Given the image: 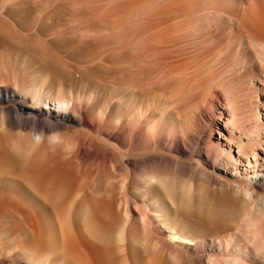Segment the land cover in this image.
I'll use <instances>...</instances> for the list:
<instances>
[{
  "label": "bare ground",
  "instance_id": "bare-ground-1",
  "mask_svg": "<svg viewBox=\"0 0 264 264\" xmlns=\"http://www.w3.org/2000/svg\"><path fill=\"white\" fill-rule=\"evenodd\" d=\"M22 1L0 0V264H116L113 251L122 254L117 264H138L139 260L143 264H159L157 260L161 257L179 264V249L201 246L212 250L221 246L220 239L227 238V229L211 230L202 222L203 218L200 221L189 213L198 207H213L210 201H203L201 190L198 195L193 184L177 185L161 172L140 176L131 173L140 167L145 168V172L151 168L161 169L168 162L178 167L186 158H189L187 164L196 167H201L204 160L217 172L224 170L215 164L220 158L224 159L226 169L235 166L253 169L250 173L254 178L244 170L245 181L240 182L237 189L250 198L258 217H264V176L258 177L264 170L257 167L260 161L264 166V159L257 152H264V122L260 117L257 126H248L247 119L237 114L234 102L227 100L225 106L220 103L217 97L221 93L215 92L216 97L208 96L207 88L208 93L200 91L197 85L202 83L200 80H195L198 83L191 87L189 82H194L195 68L189 65L192 62L179 57L178 50L179 56H168L170 63L161 72L160 80L166 82L173 77L176 81L181 79L183 84L175 91L165 86L169 91L165 97L154 94L155 89L151 93L148 85L154 81L144 75L143 70L154 62L146 68L144 56L137 54L146 48L150 53L152 42L146 41L144 46L141 45L144 42H139V53H136L138 43H134V54L130 47L120 46L127 35L121 36L122 42L119 41V49L114 53L115 84L102 99L101 83L89 82V75L100 66L94 65L100 59L98 54L91 56V65L76 67L65 75L40 52L42 48L37 51L14 46L13 42L19 37L13 32L14 25H7L5 18L9 16L8 10L19 8ZM158 20H154L156 24ZM175 20V17L167 18L158 25L166 24L163 26L167 28V23L173 22V26L170 25L173 28ZM257 22L253 21L254 25ZM163 26L151 28L157 36L159 31L164 36ZM172 28L170 30L174 31ZM252 29L254 33L258 30ZM147 32V39L148 34L157 38L153 32ZM176 33L178 30L173 34L179 37L175 39L172 33V37L169 36L171 45L169 37L162 43L158 42L161 38L158 37L152 48L165 44L167 39L166 44L171 47L182 35ZM257 37V41H263V35L261 40L258 34ZM134 40L136 42L137 38ZM157 42L160 44L155 47ZM176 42L173 46L178 49ZM167 49L165 47L164 53L161 50L164 57L171 52ZM205 57L204 54L203 60ZM152 58L149 60H156L155 55ZM142 63L144 66L140 69ZM166 63L162 65L167 66ZM155 64L157 66V62ZM162 65L160 67L158 61L160 69ZM158 66L152 68L158 71ZM199 66L196 70L200 71ZM137 67L139 75L135 71ZM208 75L212 74L202 76L204 81ZM181 80L176 83L177 87ZM192 95L198 101L190 103L189 100L192 106L185 110L182 104L185 100L188 102V98L192 100ZM175 104L181 105L179 110L183 106V112L177 107L173 110ZM207 106L212 113H206ZM203 130L208 133L206 139L199 136ZM194 145L200 147L197 154L193 152ZM202 145L205 147L201 148ZM250 178L258 180L253 182ZM211 209L206 212L208 217H214ZM252 214H244L247 216L242 221L254 232V240L261 239L256 254L264 263V225L262 229L261 220L257 222V215ZM239 222L241 220L237 225ZM208 238L211 248L207 247ZM248 248L245 247L244 252L239 249L238 253L250 259L252 254Z\"/></svg>",
  "mask_w": 264,
  "mask_h": 264
},
{
  "label": "rangeland",
  "instance_id": "rangeland-1",
  "mask_svg": "<svg viewBox=\"0 0 264 264\" xmlns=\"http://www.w3.org/2000/svg\"><path fill=\"white\" fill-rule=\"evenodd\" d=\"M22 2L23 4L19 8L14 9V11L8 10L7 13H9V16L5 18L7 25H14L13 32H15L14 34H17L16 36L19 37L18 41L13 42L14 46H25L24 49L35 48L37 51H40L42 48L40 52L44 53V56H47V59H49L51 63L53 61L54 66L57 69L59 68L58 70L65 75L68 74V72L70 73L74 71L76 67L91 65L89 64L91 56L94 53L98 54L100 59L98 58L94 65L95 67L97 64L100 66L98 68L96 67L93 73L89 75V82H98V84L101 83L100 85L102 86V89H104V92L100 94L102 99L104 96H106V94H108L110 89H113L112 86L115 84V65L113 59L115 56L114 53L116 54V51L119 49V41H123L122 44H124L125 41V45L121 44L120 46H126L128 48L130 47V51H134V43L135 45L138 43V48L136 46L135 49L137 48L136 53H139L137 50H139V48L141 49L140 46H144L146 41L155 44L156 39L158 40V37H161L158 42L162 43V40L168 38L171 33L173 37H170L175 39L176 37H179V35L175 37L173 33L174 31L176 32L178 30V33L175 35L180 33L182 34L180 39L177 38V42L175 41L178 43L176 44V48L178 47V49L174 48V41L172 42L171 46L174 48L172 50L171 47L166 44L171 40L170 37L169 41L167 39V42L165 40V44H162L166 47V49L168 47L172 52V54L171 52L170 54L168 52V54L165 56L166 58L162 54L164 51H166L165 47L163 50V46L158 42L156 43L157 45L154 46L156 47L160 44L158 46H162L160 49H158V47H156V49L152 48L153 44L151 43V54L148 53L149 50H147L146 47V49L142 47L145 50L142 51L143 54L141 50V53L137 54L142 55L145 58L143 62L145 63V66L142 63L139 65L140 69L141 67L143 68V66H149V64H152L151 62H154L153 66L155 68L158 66V61L159 66L161 67V65H165L166 61L168 60L166 63L167 66L162 65V68L165 67L163 69L161 68L162 70L158 66V71H156L157 68L154 69L152 68L153 66L150 65L148 68L146 67L147 69L144 68V73L141 72V74L143 73L149 77L151 76L150 79L154 81L148 85L151 93L153 92L152 90L155 89L157 92L154 90V94L159 96L164 95L165 97V93L167 95L169 91H175L179 88V86L181 87L183 83L179 78L178 79L181 80V82L178 84V87L176 83L179 80L176 81V79L173 77L171 80H175L172 81V85L170 83V78L167 80L165 79L166 82L162 81L164 79L160 80L164 69H167L170 63L168 56L172 57L180 55L179 57L184 59L185 62L188 61V63L192 62L197 64L196 66L192 63V65L189 64L191 67H193L192 69L195 68L194 80L191 79L194 82L191 81V84L189 82L191 87H195V85L198 83L196 81L200 80L199 82L201 83L202 81V83L197 85L200 87V91L203 89V91L206 93H208L205 89L207 88L209 91L208 96L210 94L211 97H216L213 96L215 92L221 93L222 95L217 97L220 103H223L222 105L225 106L228 102L227 100H230L232 103L234 102L235 105L233 106L237 107V109L235 108L237 114L241 116V119L242 116L243 119H247L248 126H257L259 124L258 117H260V119L264 122V38L263 41L261 40L262 38H260L261 35L264 36V31H262L264 30V0H23ZM167 12L170 13L167 14ZM163 14L164 18H162ZM171 17L176 18L174 27H176L177 24V30L176 28H172L170 26H173V22L172 24L167 23V28L163 26H166V24L161 25L160 23V25H158V22L160 21L158 18H162L163 21L161 20L160 22L164 23V20ZM155 19L158 20L157 24L156 21H154ZM255 20L259 23L257 22V24L254 25L256 22ZM153 21L155 24L152 23ZM152 24L153 26H151ZM156 26H163V30H166V33L164 31L165 37L160 33V31L158 36L157 33H154ZM250 26L254 29L258 28V30L255 29L254 33ZM148 27H154L155 29L151 28L149 30ZM170 28L174 29V31L170 30ZM248 28L251 30L247 31ZM145 29L150 31V33L153 32V35L155 34L157 38L152 36V34H148V40V32ZM140 30L142 31L141 34ZM156 32H158V29ZM256 32L259 36V40L262 41V44L261 41H257L258 37ZM131 33L132 37L130 36ZM134 34L137 36L133 38ZM144 35H146V37H144ZM183 35H185L186 40ZM121 36H126L127 38L125 39V37H123L124 40L122 39L121 41ZM254 36L257 38L255 39ZM136 38L137 40L135 42L134 39ZM30 39L31 41H29ZM128 40H132V42H129ZM178 40L180 42L182 40L181 45ZM23 41H26L27 43L23 44ZM139 42H144V44L141 43L140 45ZM29 43L31 45L30 47H28ZM117 45L118 48L116 47ZM157 50H160V56L159 53H155V51L158 52ZM161 50H163L162 53ZM174 50H176V53L178 50L180 54H176ZM136 53L134 51V54ZM173 53L176 55H173ZM184 53L186 54L185 56ZM192 53L194 54L193 57ZM187 54H190L191 56H188ZM204 54L206 55V66L205 60H203ZM154 55L156 60H149L150 58L154 57ZM157 57L160 59H157ZM185 58H188V60ZM200 59L202 60V65ZM156 62L157 66L155 64ZM197 66H199V69L202 68V70L200 69L201 72L203 71L202 74L199 70H196L198 69ZM138 69L139 68L137 67L135 71L136 73L138 72L139 75L140 71ZM206 70H208V73L212 75H208V79L207 77H204L206 78L204 81L202 76L204 74H208ZM198 71L200 75L197 73L196 77L195 73ZM65 75L63 77H65ZM199 76L201 77L199 78ZM168 80H170V82ZM66 81L64 82L66 83ZM208 81L212 82L211 85H208L210 83H208ZM167 82H169L170 85ZM165 86L169 88V91ZM171 86L172 89H170ZM220 87L224 88L221 89ZM149 88L147 87L148 90ZM191 97L193 101L188 98V102L185 100L183 104L180 103L184 106L185 110L192 106L190 103H194L195 100L196 102L198 101V98H195L193 95ZM180 104L173 105L172 109L175 110L174 108L177 107L179 110V107H181ZM183 106L182 110L180 109L179 111L183 112ZM205 111L206 113H208V111H210L209 113H212L208 106ZM208 117L210 119L212 115L211 117ZM199 136L202 137V139H206L208 138V133L203 130L200 132ZM204 147V145L201 146V148ZM197 150L199 151L200 147L194 145L193 152L195 154H197ZM235 151L237 150L235 149ZM257 152L259 157L264 159V152L262 150H258ZM188 159L189 158L185 159L186 164H184V162L178 167H174L172 163H170V165L168 162L161 169L151 168V171L146 169L147 171L145 172L143 170L145 168L140 169L142 168L140 167L131 171L133 176H140L147 173L158 174L161 172V175L168 177L177 185L179 183H181L179 185H182L183 182V185L193 184L192 188L197 190V193L201 190L200 194H202L203 201H210V204L213 205V207H216L217 210L212 206H206L204 209L198 207L191 210L189 213H191L193 217L200 221H202L203 218L204 220L202 222L209 226V228L211 227V230L224 228L225 231L226 228L227 231L225 232H227L226 235L228 234L227 238H221V246H215V248L212 250L203 249L201 246L197 249L191 250H188L187 248H182V250L179 249L177 253L179 264H264L261 258H258V255L256 254V246L261 243V239L259 241L258 239L254 240V232L249 228L246 222L244 223V221H242L245 216H250L253 213V217H256L257 215V222L261 220L259 222L260 224H257H259V226L261 225V228L264 225V217H262L263 221L260 219L261 216L258 217L257 210L253 208L254 205L249 200L250 198L245 194L243 195L242 192L239 193L237 189L238 184L245 181L244 170H248V168L235 166L234 169H226L224 167V159L220 158L218 162H215V164L218 167L223 168V171H215L213 167L207 164L206 161L202 160L200 165H202V168L205 167L203 168V171L201 167H196L195 164V166L193 164L192 166L189 163L187 164L189 161ZM262 162L263 161H260L258 163V170H264ZM169 167H171V169ZM251 170L253 169H249L247 172H249L250 177L254 178L252 173H250ZM233 172L236 175H232ZM122 173H125V171ZM114 175L115 174L112 173V177H114ZM262 176H264V171H261V174L258 175V177ZM251 180L256 182L258 178ZM200 194L198 193V195ZM204 196L205 198H203ZM209 198H212V200ZM198 199L199 198L197 197V202H199ZM208 209H211V214L214 215V217H211L213 218L206 215ZM244 214L247 215L244 216ZM237 215H240V218ZM233 216L237 217L233 218ZM235 219L238 220L233 221ZM239 220H241L242 223L239 222L237 225ZM205 221H208V224ZM219 225L221 227H219ZM209 238L206 240V243L208 244L207 247L211 248L212 242ZM247 246L249 247L248 251L252 254L250 259H248L245 255L238 253L239 249L240 251L244 252L243 249ZM113 254L115 255L113 256V261L114 263L116 261L117 264L119 261H121L120 258H122V254L118 253V251H113ZM117 260L119 261L117 262ZM139 261L141 264L144 263L141 260ZM157 262L159 264H174L172 260H169L165 257H161L157 260ZM119 264H121V262Z\"/></svg>",
  "mask_w": 264,
  "mask_h": 264
}]
</instances>
